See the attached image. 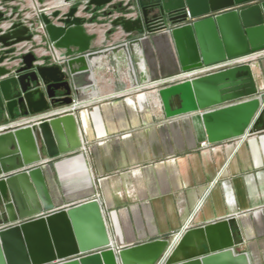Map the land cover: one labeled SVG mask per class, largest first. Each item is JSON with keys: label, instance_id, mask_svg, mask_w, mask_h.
<instances>
[{"label": "water", "instance_id": "1", "mask_svg": "<svg viewBox=\"0 0 264 264\" xmlns=\"http://www.w3.org/2000/svg\"><path fill=\"white\" fill-rule=\"evenodd\" d=\"M113 1L89 3L101 7ZM111 9L133 16L113 20L124 41L104 48L93 47L95 36L84 31L76 7L59 20L62 24L51 20L57 10L40 14L49 40L67 54L72 47L78 53L64 69L33 66L35 56L27 53L12 72L13 45L30 40L31 32L14 24L0 36L6 47L0 53V123L29 119L0 132V174L29 166L0 178V264H250L247 253L239 250L243 242L232 216L185 228L173 240L156 238L114 248L96 198L54 209L42 157L82 148L74 111L97 98L93 74L109 57L123 55L131 89L149 87L145 96L151 106L159 101L166 118L198 116L208 143L264 131V68L258 59L164 85L156 80L141 86L133 71V63L145 69L142 40L155 32L171 39L180 73L263 52L264 0H131L127 6L114 2ZM61 107L68 110L36 118ZM36 214L41 215L18 222ZM5 223L15 224L3 227Z\"/></svg>", "mask_w": 264, "mask_h": 264}, {"label": "crops", "instance_id": "2", "mask_svg": "<svg viewBox=\"0 0 264 264\" xmlns=\"http://www.w3.org/2000/svg\"><path fill=\"white\" fill-rule=\"evenodd\" d=\"M110 39L120 41V33ZM142 47L145 69L133 63L141 86L180 73L166 33L144 35ZM258 60L264 68V56ZM101 64L97 98L74 111L82 148L41 160L54 209L97 198L114 248L173 240L188 223L232 216L239 250L250 264H264V131L201 148L198 116L166 118L158 100L151 106L149 87L131 89L123 55Z\"/></svg>", "mask_w": 264, "mask_h": 264}, {"label": "built area", "instance_id": "3", "mask_svg": "<svg viewBox=\"0 0 264 264\" xmlns=\"http://www.w3.org/2000/svg\"><path fill=\"white\" fill-rule=\"evenodd\" d=\"M130 1L131 0H114L110 4L97 7L95 5H91L89 0H45L43 3H39L38 0H0V11L4 15V18L0 21V36L11 31L14 24L23 25L31 32L30 40H23L13 45L15 48L13 53L15 68L12 69V72H14L17 67L22 65V56L27 53H32L35 56L33 66L57 65L62 67V69H64L65 63L69 58L78 54L74 47H72V52L67 54L66 49L55 46L54 42L49 40L45 29V24L40 19V14L42 12L51 15L53 11L57 10L58 15L55 18H51V20L54 23L62 24L59 22V20L64 17V14L70 8L76 7V15L84 19V22L82 23L84 31L89 35H94V42H98L102 46L101 48H104L115 46L124 41V35L120 26H114L112 23L113 20L120 16H133V14H125L119 10H112L111 4L114 2H121L123 6H127ZM115 33H120L121 40L118 42L110 39ZM5 49L6 47L0 44V53ZM262 56H264V51L259 53H249V55L201 66L187 72L161 78L157 81L162 82V84H171L177 81H183L188 78L225 70L233 66L247 64L250 61L259 59ZM65 112L66 111H53L51 113H42L37 115L36 118L41 120L49 118V116L52 114H62ZM22 119L23 120L20 119L19 122H17V120L12 124L5 123V125H1L0 132H4L13 127L26 125L29 121V119L25 120L26 118ZM200 147L204 149H211L214 148L215 145L206 141H202L200 143ZM27 168H29V166L18 168L8 173L0 174V178L20 172ZM40 215L41 214L32 215L18 222L31 220L33 218L39 217ZM13 224L15 223H7L3 225V227H8ZM191 226L192 225L188 223L181 229V231Z\"/></svg>", "mask_w": 264, "mask_h": 264}, {"label": "bare ground", "instance_id": "4", "mask_svg": "<svg viewBox=\"0 0 264 264\" xmlns=\"http://www.w3.org/2000/svg\"><path fill=\"white\" fill-rule=\"evenodd\" d=\"M160 83H162V82H160ZM1 125H5V124H0V126H1Z\"/></svg>", "mask_w": 264, "mask_h": 264}, {"label": "rangeland", "instance_id": "5", "mask_svg": "<svg viewBox=\"0 0 264 264\" xmlns=\"http://www.w3.org/2000/svg\"><path fill=\"white\" fill-rule=\"evenodd\" d=\"M44 1H45V0H44ZM44 1H43V2H44ZM43 2H42V3H43ZM177 82H178V81H177ZM163 85H164V84H163Z\"/></svg>", "mask_w": 264, "mask_h": 264}]
</instances>
